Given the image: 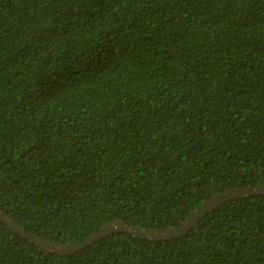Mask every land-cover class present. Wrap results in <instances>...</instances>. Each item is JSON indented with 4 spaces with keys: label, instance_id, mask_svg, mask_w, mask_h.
Returning <instances> with one entry per match:
<instances>
[{
    "label": "trees",
    "instance_id": "obj_1",
    "mask_svg": "<svg viewBox=\"0 0 264 264\" xmlns=\"http://www.w3.org/2000/svg\"><path fill=\"white\" fill-rule=\"evenodd\" d=\"M264 186V0H0V207L79 244ZM0 264H264V195L187 235L66 256L0 222Z\"/></svg>",
    "mask_w": 264,
    "mask_h": 264
},
{
    "label": "water",
    "instance_id": "obj_2",
    "mask_svg": "<svg viewBox=\"0 0 264 264\" xmlns=\"http://www.w3.org/2000/svg\"><path fill=\"white\" fill-rule=\"evenodd\" d=\"M264 195V186L259 187H240L223 193L216 194L203 204L194 209L185 221L175 228L161 230H146L135 227L124 222L107 223L102 229L79 244L64 245L41 238L30 232H26L19 227L16 222L8 215L4 214L0 207V222L4 224L11 232L22 237L24 240L35 245L42 253L66 256L89 247L102 238L112 236L117 233H127L141 240H150L154 242L172 240L177 237L187 235L195 226L204 219L209 213L217 209L224 203L239 198L258 197ZM1 199V197H0Z\"/></svg>",
    "mask_w": 264,
    "mask_h": 264
}]
</instances>
